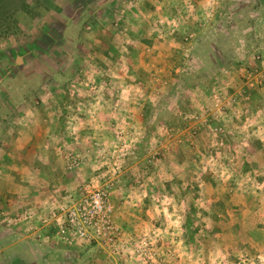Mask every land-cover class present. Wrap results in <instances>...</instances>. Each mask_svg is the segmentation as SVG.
I'll return each mask as SVG.
<instances>
[{
  "label": "rangeland",
  "instance_id": "1",
  "mask_svg": "<svg viewBox=\"0 0 264 264\" xmlns=\"http://www.w3.org/2000/svg\"><path fill=\"white\" fill-rule=\"evenodd\" d=\"M30 3L0 20V264H264V184L228 211L220 142L264 123V0ZM85 183L121 248L64 231Z\"/></svg>",
  "mask_w": 264,
  "mask_h": 264
},
{
  "label": "built area",
  "instance_id": "2",
  "mask_svg": "<svg viewBox=\"0 0 264 264\" xmlns=\"http://www.w3.org/2000/svg\"><path fill=\"white\" fill-rule=\"evenodd\" d=\"M111 185L85 183L81 197L67 209L64 231L79 243L95 242L112 251L124 244L123 230L115 220L110 199Z\"/></svg>",
  "mask_w": 264,
  "mask_h": 264
},
{
  "label": "crops",
  "instance_id": "3",
  "mask_svg": "<svg viewBox=\"0 0 264 264\" xmlns=\"http://www.w3.org/2000/svg\"><path fill=\"white\" fill-rule=\"evenodd\" d=\"M225 120H230V116L225 117ZM238 125L236 128H240L239 131H235L240 132L245 134V135H249V129L245 124H241V122L236 121V124H234L233 126L230 127V132L231 128L234 129L235 126ZM226 128V127H225ZM242 128V129H241ZM228 129V128H226ZM236 130V129H235ZM249 130V131H248ZM252 130V128H251ZM255 132H258L257 137H254L253 135H250L249 137L247 136H243V135H239L240 138H237L238 141H236L235 139V143L234 141H230V140H221L220 142L222 144H225V142L227 143V149L231 150V162H233L232 167L228 168L227 172L230 174L226 175L227 179H234L235 181L238 182V180L242 179L243 181H246L247 183L243 186H239V188L241 189L240 191V198H230V201L226 204V209L228 211H231L232 209H236V207L242 209V211H251L252 209H250V207L252 206V202L248 197V194H250L249 192V182L253 179L259 178L258 176H260L261 180L260 182H257V187L261 188L262 185L264 184V123L258 125L257 130H255ZM257 140L258 145L254 146L250 142H253L254 139ZM225 148V149H226ZM240 149L242 154H237L236 152H238V150ZM250 157H252L253 159H249ZM250 163V166H249ZM237 171H236V170ZM236 171V172H235ZM55 175V174H54ZM259 178V179H260ZM40 179L41 176H40ZM211 195V194H210ZM262 205H264V201L262 203ZM264 210V209H263ZM247 221L242 220L241 224L239 223L238 227H241L242 225V230L245 231L247 230V228H252L251 225H249L248 223L246 224ZM260 223H264V221H261ZM262 228H264V224L261 225ZM234 241H231V244ZM242 247H244V244L239 243ZM245 248H243V252L241 253V256L243 257H247L245 255H248L249 253L245 252ZM105 258H107V256L105 255ZM109 259H115V258H111L110 256H108ZM252 257H247V259H251Z\"/></svg>",
  "mask_w": 264,
  "mask_h": 264
},
{
  "label": "trees",
  "instance_id": "4",
  "mask_svg": "<svg viewBox=\"0 0 264 264\" xmlns=\"http://www.w3.org/2000/svg\"><path fill=\"white\" fill-rule=\"evenodd\" d=\"M15 4L23 5L25 7L24 9L29 11L36 9L35 7H33V4L30 3V0H0V20H2L5 24H9L7 23V21L9 20L13 22L14 19L12 18V16L14 15L13 8ZM36 49H38V47H36ZM21 52L25 53L26 50L21 48Z\"/></svg>",
  "mask_w": 264,
  "mask_h": 264
}]
</instances>
